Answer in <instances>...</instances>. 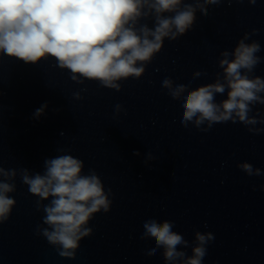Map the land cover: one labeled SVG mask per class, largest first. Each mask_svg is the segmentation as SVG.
Instances as JSON below:
<instances>
[{
    "label": "water",
    "instance_id": "obj_1",
    "mask_svg": "<svg viewBox=\"0 0 264 264\" xmlns=\"http://www.w3.org/2000/svg\"><path fill=\"white\" fill-rule=\"evenodd\" d=\"M185 4L196 9L190 30L176 40L163 38L139 78L115 82L119 91L79 76L72 80L51 57L25 64L0 54V167L16 173L0 174V182L14 185L6 195L16 201L0 221V264H184L185 258L165 261L153 238L141 239L150 220L174 223L173 231L188 242L177 246L186 257L197 232L212 233L202 264H264V131L247 130L264 129V123H217L206 132L193 121L180 123L183 96L215 82L217 74L223 82L221 53H231L245 33V43L261 46V63L251 75L264 78V0H182L181 9ZM142 25L154 29L153 12L137 21ZM166 78L171 90L187 86L179 99L163 87ZM223 99L226 92L216 94L217 103ZM256 111L264 119V105H254L249 116ZM61 155L83 161L80 175H97L111 201L107 213L101 209L82 226L91 233L69 250L73 257H61L62 246L42 234L52 230L43 223L52 197L41 200L22 182L24 170L29 177L44 175L45 160ZM243 163L261 175L249 176ZM152 248L155 254L148 255Z\"/></svg>",
    "mask_w": 264,
    "mask_h": 264
},
{
    "label": "clouds",
    "instance_id": "obj_2",
    "mask_svg": "<svg viewBox=\"0 0 264 264\" xmlns=\"http://www.w3.org/2000/svg\"><path fill=\"white\" fill-rule=\"evenodd\" d=\"M182 0H0V54L14 58L25 64L53 58L60 69H67L72 80L83 77L99 81L102 87L120 90L115 83L129 77L139 78L145 71V62L159 53L163 38L176 40L192 27L195 20V8ZM207 4H217L220 0H204ZM255 4L256 0H248ZM201 12L206 10L202 5ZM147 8L148 11H142ZM149 12L155 15V27L147 25L136 27L141 17ZM164 13H173L164 16ZM175 29V31H173ZM257 30H252V35ZM151 37V39H150ZM249 34L245 33L231 53L223 51L218 61L222 69V80L217 74L213 83H207L189 90L182 100L181 125L187 127L193 121L197 129L206 132L217 123H241L245 126L264 123L260 112L254 116V105H264V78L251 75L261 57L257 55L261 46L257 41L245 43ZM231 56V59H229ZM137 62H141L137 66ZM194 75H200L195 73ZM82 82V81H80ZM172 82L164 79L163 87L171 90ZM186 85H179L170 91L173 99H179L185 93ZM226 99L216 102V94H225ZM77 98H79L78 94ZM47 104H42L34 112L38 118ZM120 106L117 105V108ZM207 121V127L200 125ZM254 135L264 129L248 128ZM138 155L139 153H135ZM46 172L29 177L24 170L23 184L28 186L31 195L46 200L52 197L50 205L43 210L46 215L43 223L51 227L43 230L48 243L60 245L64 249L61 257H73L78 241L91 233L90 228H82L94 213L103 209L107 213L111 201L105 195L101 180L97 175H80L83 161L71 155H61L45 160ZM239 167L249 176H260L261 171L249 163ZM0 174L14 177L15 171ZM14 191V185L0 182V221H6L14 198L6 194ZM39 204V200L37 201ZM174 223L164 220L157 223L150 220L143 224L144 235L151 237L157 247L163 249V259L168 262L185 258L184 264H202L207 253L206 246L214 239L208 232L196 233L192 255L186 257L183 251H177L178 245L188 246L181 234L173 231ZM152 248L148 255H153Z\"/></svg>",
    "mask_w": 264,
    "mask_h": 264
}]
</instances>
